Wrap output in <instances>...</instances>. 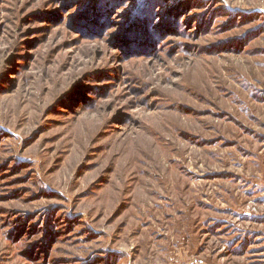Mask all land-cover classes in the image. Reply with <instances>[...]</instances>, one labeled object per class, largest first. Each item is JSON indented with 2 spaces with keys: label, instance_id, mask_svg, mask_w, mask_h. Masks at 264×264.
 Wrapping results in <instances>:
<instances>
[{
  "label": "rangeland",
  "instance_id": "1",
  "mask_svg": "<svg viewBox=\"0 0 264 264\" xmlns=\"http://www.w3.org/2000/svg\"><path fill=\"white\" fill-rule=\"evenodd\" d=\"M264 264V0H0V264Z\"/></svg>",
  "mask_w": 264,
  "mask_h": 264
},
{
  "label": "built area",
  "instance_id": "2",
  "mask_svg": "<svg viewBox=\"0 0 264 264\" xmlns=\"http://www.w3.org/2000/svg\"><path fill=\"white\" fill-rule=\"evenodd\" d=\"M178 264H198V262L191 260V261H187V262H183V263H178Z\"/></svg>",
  "mask_w": 264,
  "mask_h": 264
},
{
  "label": "trees",
  "instance_id": "3",
  "mask_svg": "<svg viewBox=\"0 0 264 264\" xmlns=\"http://www.w3.org/2000/svg\"><path fill=\"white\" fill-rule=\"evenodd\" d=\"M153 1H155V0H153Z\"/></svg>",
  "mask_w": 264,
  "mask_h": 264
}]
</instances>
